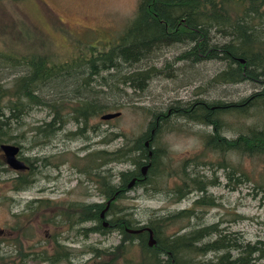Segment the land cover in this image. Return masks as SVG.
<instances>
[{
  "label": "trees",
  "instance_id": "trees-1",
  "mask_svg": "<svg viewBox=\"0 0 264 264\" xmlns=\"http://www.w3.org/2000/svg\"><path fill=\"white\" fill-rule=\"evenodd\" d=\"M73 38L76 53L56 60L37 53L16 55L0 50V62L24 67L8 82L0 81V143H16L20 149L25 139L31 146L45 144L69 121L77 125L73 130H66L65 136L84 135L89 117L100 114L105 105L93 97H83L81 88L98 76L107 80L103 73L106 72L117 82L144 89L153 76L163 73L164 68L151 64L123 71V65L138 63L160 48L175 43L185 46L177 56L179 59L220 60L224 64L211 76L210 82L226 84L250 80L257 88L237 100H209L196 96L184 102L173 101L166 109L147 108L150 119L145 130L134 136L121 131L102 135L99 142L119 136L122 142L115 148L95 147L82 155L84 161L78 169L93 180L101 200L62 202L37 197L27 200L21 213L39 216L53 225H68L83 236L89 232H120L121 241L105 248L111 256L89 264H255L264 257V239L250 241L240 232L226 230L218 221L203 222V211H197L215 205L214 197L207 191L209 185L219 183L216 171L220 169L230 189L251 181L255 192L264 198V172L259 171L258 177L252 178L253 172L245 168V158L264 160V0H137L133 14L120 28ZM170 64L166 62V66ZM60 80H71L79 89L71 94H67L68 89L47 92ZM35 107L48 108L50 118L28 127L22 132V138H18L13 122L17 127L21 125ZM255 112L260 116L246 123L244 118ZM172 115L209 126L200 133L201 151L178 164L173 163L161 139L164 132L177 128L172 124ZM228 115L238 122L232 136L225 133ZM164 124L169 125L165 128ZM19 153L26 168L14 169L5 156H0V170L4 173L11 167L15 171L10 177L13 190L32 186L39 167L58 165V162H51L52 154L32 158ZM116 163L130 165L113 172L110 164ZM144 164L148 166L142 174ZM198 168L209 170L212 176L208 177ZM172 176L178 181L170 186ZM132 179L134 182L128 187ZM133 186L140 187L143 193L165 188L167 198L173 202L190 193L195 197L191 205L175 210L158 212L153 209L141 224L129 206L118 201ZM108 199V207L101 216ZM52 202L61 204L53 214L46 215L43 209ZM19 222L11 226H21L25 238L34 236L32 225ZM150 232L155 241L153 246L147 244ZM66 236L55 233L51 246L40 241L24 246L18 237L8 239L5 243L10 249L0 250V264H27L29 260L72 264L73 252L61 240ZM133 239L139 240L135 242L140 249L138 259L126 257L127 245L133 243ZM84 251L94 256L102 252L92 246ZM119 257L125 263H119Z\"/></svg>",
  "mask_w": 264,
  "mask_h": 264
},
{
  "label": "rangeland",
  "instance_id": "rangeland-1",
  "mask_svg": "<svg viewBox=\"0 0 264 264\" xmlns=\"http://www.w3.org/2000/svg\"><path fill=\"white\" fill-rule=\"evenodd\" d=\"M137 0H0V50L16 55L37 53L49 60L62 59L76 53L75 37H83L86 33L104 32L120 28L133 14ZM183 44L175 43L164 46L155 51L150 57L131 65H123V71L145 68L151 64L164 68L163 73L153 76L144 89L132 88L117 82L112 75L103 72L107 80L98 76L89 80L86 87L81 88L83 97H93L103 103L105 108L100 114L89 117L85 124L84 135L65 136L68 129H75L76 123L69 121L65 128L58 131L48 142L32 145L25 139L20 152L22 156L51 155V162L58 165L39 167L36 181L26 189L13 190L10 177L14 170L10 167L6 172L0 170V250L8 251L10 245L5 242L18 237L24 246L30 243L45 242L51 246L55 233L66 236L61 238L66 247L72 250V264H89L98 259L110 257L105 248L116 245L121 241V234L117 230L106 233L89 232L86 236L76 233L68 225H53L42 221L39 216L23 214V206L27 200L37 197L62 201L85 199L89 201L101 200L93 180L79 171V164L84 161L82 155L95 147L115 148L122 142V136L99 142L102 135L121 131L128 136L139 134L145 130L150 116L147 108L152 110L166 109L173 101L184 102L196 96L205 99L237 100L247 96L257 85L250 80L235 83H212L211 76L224 67L220 60H201L191 62L189 59H179L178 54L185 49ZM170 62L166 66V62ZM0 62V81L8 82L12 77L24 70L23 66H10ZM5 64V65H4ZM170 72L172 75H167ZM109 75V77H108ZM53 84V83H51ZM56 85V88H54ZM47 89L56 92L68 89L67 94L78 90V86L69 81H59ZM68 84V86H66ZM77 86V87H76ZM80 89V90H81ZM71 91V92H70ZM70 97H74L71 95ZM106 112H117L110 118H102ZM171 121L175 129L163 133L161 139L167 145L168 155L174 164L189 155H194L202 149L200 133L209 126L194 123L182 116L172 115ZM260 114L245 117L246 123H252ZM50 113L46 107H35L24 117L21 125H15L14 134L22 138L21 134L28 127L49 119ZM229 124L225 129L228 136L236 132L238 122L231 115L227 116ZM165 128L168 127V125ZM29 133V132H28ZM112 134H109L111 136ZM20 154V153H19ZM0 156L4 158L0 150ZM63 158V160H62ZM39 165V162L37 163ZM112 165L113 172L128 168L130 164L116 163ZM245 168L252 178H257L259 171L264 172V160L259 158H245ZM208 177L212 172L204 168ZM253 169V170H252ZM218 184L208 186L207 193L214 197L213 206L198 208L201 220L209 223L218 221L226 230L242 233L250 241L264 239V198L256 193L251 181H244L236 188L230 189L225 184L223 170H217ZM178 178L172 176L169 185H173ZM140 187L133 186L126 190L125 195L118 201L128 205L133 211L138 223H145L147 216L153 209L158 212L175 210L191 205L194 193L178 202L167 198L165 188L155 193H143ZM61 203L52 202L43 209L46 215L58 210ZM239 214L241 216H239ZM200 220V219H198ZM33 226L34 236L25 238L20 227H12L16 222ZM19 222V223H20ZM90 222H87L89 224ZM21 224V223H20ZM21 224V225H22ZM128 243V242H127ZM14 246V245H12ZM88 246L100 249L101 255H93L84 251ZM129 252L126 257L138 259L140 249L137 243L127 245ZM95 253V252H94ZM96 254V253H95ZM119 263H125L119 257ZM27 264H48L29 260ZM51 264H66L64 261ZM255 264H264V257Z\"/></svg>",
  "mask_w": 264,
  "mask_h": 264
},
{
  "label": "water",
  "instance_id": "water-1",
  "mask_svg": "<svg viewBox=\"0 0 264 264\" xmlns=\"http://www.w3.org/2000/svg\"><path fill=\"white\" fill-rule=\"evenodd\" d=\"M117 112H106L102 114V118H110L114 115H116ZM146 144H148L147 141H145ZM0 148L3 150L4 156H5V160L6 162L13 167L14 169H19V168H26L27 164L25 163V161L20 157L19 152H20V146L16 143H11V142H2L0 143ZM148 164H144L141 167V172L142 174H144L146 172V168H147ZM134 182V179H132L127 186L130 187ZM110 202V199L107 200V203L104 207V209H102L101 211V216H103L104 214V210L108 207V204ZM104 223L106 224L107 222L104 221ZM132 231H138L140 229H131ZM149 238L152 240V234L150 232L149 234Z\"/></svg>",
  "mask_w": 264,
  "mask_h": 264
},
{
  "label": "flooded vegetation",
  "instance_id": "flooded-vegetation-1",
  "mask_svg": "<svg viewBox=\"0 0 264 264\" xmlns=\"http://www.w3.org/2000/svg\"><path fill=\"white\" fill-rule=\"evenodd\" d=\"M132 241H133L134 243H135V242H139L138 239H133ZM125 242H126V240H125ZM127 242H128V241H127ZM154 242H155V241H154V240L151 241V239H148V240H147V244H148L149 246H153ZM137 245H138V244H137Z\"/></svg>",
  "mask_w": 264,
  "mask_h": 264
},
{
  "label": "bare ground",
  "instance_id": "bare-ground-1",
  "mask_svg": "<svg viewBox=\"0 0 264 264\" xmlns=\"http://www.w3.org/2000/svg\"><path fill=\"white\" fill-rule=\"evenodd\" d=\"M257 87V86H256Z\"/></svg>",
  "mask_w": 264,
  "mask_h": 264
}]
</instances>
